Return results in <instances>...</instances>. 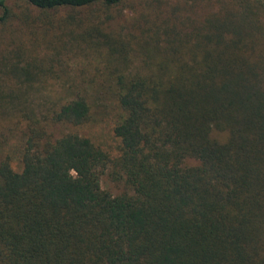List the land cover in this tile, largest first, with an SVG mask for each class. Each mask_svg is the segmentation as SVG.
<instances>
[{"label":"trees","instance_id":"1","mask_svg":"<svg viewBox=\"0 0 264 264\" xmlns=\"http://www.w3.org/2000/svg\"><path fill=\"white\" fill-rule=\"evenodd\" d=\"M0 264H264V0H0Z\"/></svg>","mask_w":264,"mask_h":264},{"label":"rangeland","instance_id":"2","mask_svg":"<svg viewBox=\"0 0 264 264\" xmlns=\"http://www.w3.org/2000/svg\"><path fill=\"white\" fill-rule=\"evenodd\" d=\"M119 21L120 19L114 20L112 27L118 24ZM63 69L61 67H55L53 75L56 78L47 79L48 83L52 84L53 89L55 87L53 84H59L62 81L67 86H76L77 83H87L89 80L90 84L98 83L99 77L91 69L86 68L83 70L84 73L80 74L77 65L72 62H68V67ZM107 99L100 94H91V97L88 99L90 105V120L77 128L65 127L64 131L76 132L78 135L87 137L102 150L114 156L117 153L118 143L111 132L115 116L113 110L114 104H111ZM99 185L102 190L108 191L112 195L118 194L121 191L120 185L114 183L107 176L106 171H102L100 174Z\"/></svg>","mask_w":264,"mask_h":264}]
</instances>
